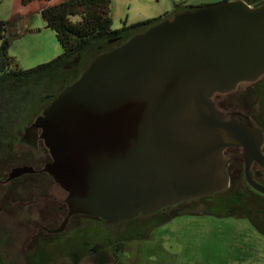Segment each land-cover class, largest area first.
Listing matches in <instances>:
<instances>
[{
	"label": "water",
	"instance_id": "95a60500",
	"mask_svg": "<svg viewBox=\"0 0 264 264\" xmlns=\"http://www.w3.org/2000/svg\"><path fill=\"white\" fill-rule=\"evenodd\" d=\"M263 74L264 4L222 1L97 56L29 130L41 131L69 215L128 221L223 190L229 146L260 156V134L224 121L210 99Z\"/></svg>",
	"mask_w": 264,
	"mask_h": 264
},
{
	"label": "flooded vegetation",
	"instance_id": "af4514ba",
	"mask_svg": "<svg viewBox=\"0 0 264 264\" xmlns=\"http://www.w3.org/2000/svg\"><path fill=\"white\" fill-rule=\"evenodd\" d=\"M196 8L183 1L158 20H171ZM79 64L80 60H75L69 66L72 74ZM210 101L224 121L238 122L260 134V156L245 157L242 148L229 146L222 153L227 160V185L223 190L123 222L69 215L66 193L44 171L52 160L40 138L41 131L29 130L37 116L23 129L16 159L0 172L1 263L176 264L177 247L181 246L178 230L169 226L182 221L189 231L203 219H212L218 225L198 238L205 264H242L249 258L254 261L251 234L264 243V74L254 82L238 84L231 92L215 93ZM17 169L30 171L10 178ZM1 215L16 226H24L23 231L13 232L8 221L7 231L2 230ZM236 223L246 229L237 238L231 230ZM170 241L172 245L164 248ZM189 245L187 241L181 247L187 257Z\"/></svg>",
	"mask_w": 264,
	"mask_h": 264
},
{
	"label": "trees",
	"instance_id": "16d2710c",
	"mask_svg": "<svg viewBox=\"0 0 264 264\" xmlns=\"http://www.w3.org/2000/svg\"><path fill=\"white\" fill-rule=\"evenodd\" d=\"M245 1L251 6L264 4V0ZM33 2L43 6L42 19L54 32L62 53L47 63L21 69L8 54L14 40L7 35L9 24L0 22V172L16 159L24 127L80 77L92 60L155 22L112 30L110 0H20L22 6ZM75 60L80 64L72 74L69 66Z\"/></svg>",
	"mask_w": 264,
	"mask_h": 264
},
{
	"label": "rangeland",
	"instance_id": "374dc122",
	"mask_svg": "<svg viewBox=\"0 0 264 264\" xmlns=\"http://www.w3.org/2000/svg\"><path fill=\"white\" fill-rule=\"evenodd\" d=\"M183 1H186L192 7H202L231 0H110L112 30H120L123 27L129 28L149 21H158L159 18L170 13L176 4ZM40 5L38 2H33L27 6H22L20 0H0V22L9 24L8 28H11L10 35L15 38L10 43L8 54L24 70L47 63L62 53L54 32L46 28L38 12ZM73 21H76V19H73ZM1 217L4 221L2 222V230L7 231L5 223L9 219H6L3 215ZM215 222L212 219H203L201 222L190 226L189 231L182 221L178 225L169 226L170 229L178 230L179 245L181 247L187 241L190 243L188 257L186 251L183 253L182 248L177 247L178 262L176 264H205L202 259V244L198 241V238H202L203 233L209 232L212 228L216 230L218 225ZM8 223L13 232L23 231L24 226H16L10 221ZM232 226H234L231 229L234 231L232 235L236 238L239 232L246 230L239 223ZM250 243L254 246L255 260L249 261L251 260L249 258L248 261H243L242 264H264V243L252 234ZM169 245H172L171 241L169 244H164L163 247L167 249ZM137 259L140 260L138 257ZM240 262L236 261L232 264H239Z\"/></svg>",
	"mask_w": 264,
	"mask_h": 264
},
{
	"label": "crops",
	"instance_id": "0c3cea01",
	"mask_svg": "<svg viewBox=\"0 0 264 264\" xmlns=\"http://www.w3.org/2000/svg\"><path fill=\"white\" fill-rule=\"evenodd\" d=\"M231 1H233V0H231ZM42 8H43V6L42 5H40V7H39V10H38V12H39V14L41 15V10H42ZM42 17V16H41ZM43 22H44V20H43ZM45 23V22H44ZM45 26H46V24H45ZM46 28H47V26H46ZM47 29H49V28H47ZM11 28H7V35L8 36H10L11 37ZM12 37H14V36H12ZM15 39V38H14ZM14 41V40H13ZM61 55V54H60Z\"/></svg>",
	"mask_w": 264,
	"mask_h": 264
}]
</instances>
